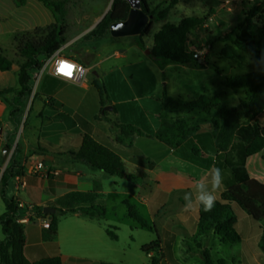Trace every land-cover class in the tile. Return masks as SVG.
I'll return each mask as SVG.
<instances>
[{"label": "crops", "instance_id": "crops-1", "mask_svg": "<svg viewBox=\"0 0 264 264\" xmlns=\"http://www.w3.org/2000/svg\"><path fill=\"white\" fill-rule=\"evenodd\" d=\"M204 51H209V49L206 48ZM126 56V54L115 52L114 56L108 55L95 59L90 63L77 62L85 69L78 82H68L55 78L49 73V70L43 73L46 80L43 84H40L43 91L40 93L41 97L37 99L35 109H33V102L37 92L33 90L32 96L27 101L25 111L20 116V120L25 119L24 116L28 112L26 109L30 108L26 126L19 127L14 139V144L19 143L22 151L19 162L22 167V174L15 176L9 182L8 189V194L17 203L25 204L23 211L27 215L31 206L50 207L48 204L56 202L71 191L86 193L94 189L97 181L82 168L86 165L72 161L67 154L68 150L78 148L83 135L90 136L96 142L117 154L123 161L124 166L128 165L146 171L149 168L150 170L158 169L166 161L163 160L165 159L163 157L153 163L154 161L144 158L141 153H138L137 148L142 147V144L143 146L155 147L161 144L153 137L145 135V132L156 131L162 119H170L163 116L167 112L160 107L163 92L171 98L180 99L179 94L175 93L173 95L168 91L169 82L165 78L166 71L174 69L176 66L149 55L140 57L137 52L130 59ZM108 61H110L108 67H104L101 74L98 73V70L105 66ZM183 66L191 67L192 65ZM192 67L194 69H204L206 66L204 68ZM16 71L17 67L13 73L14 85L12 87L17 85ZM90 71L94 78L101 77L100 80L106 89L107 101L104 107H110L111 109L105 110V115L101 111L97 91L91 85ZM7 74L8 72L0 71V77ZM5 88H9V86L0 87V89ZM201 96L207 97L204 94H199L194 99L186 100H195ZM8 107V104L0 98V114L8 110V121L5 125H2V133L11 127ZM194 111L196 115L194 117L188 116L190 118L187 117V119L200 118L203 123L204 115L207 114L198 110ZM30 118L34 121L31 122ZM260 119L264 121V114L261 115ZM120 124L132 125L144 132V135L123 136L118 128ZM211 129L201 130L198 128L177 149L171 150L166 147L168 149L166 159L172 157L173 160L172 166H168L172 170L167 169L171 170L176 178V185L179 188L177 192L181 194L179 199L182 204H184L182 201L184 193L192 190L194 181L199 179L204 170L209 167H219L223 171L224 179L228 177V173L217 159L218 153L211 137ZM4 148L5 146L2 145L0 139V165L2 171L7 166L14 147L8 148L5 157L3 156ZM193 148L200 151L201 154L194 155L192 153ZM38 162H42L44 168L40 176H35L31 172V168ZM246 168L251 178L264 184V157L262 153L249 157L246 161ZM143 174L149 179L145 172L141 176ZM151 180L158 184L159 175L156 174L154 179ZM96 186L99 190L95 191L97 195L95 202L98 204L101 203V196L104 192L100 186ZM224 190L225 184L223 181V187L217 193V197ZM0 205L3 208L1 199ZM19 212H22V210ZM180 213L185 212L181 209ZM65 216L62 221L58 220L57 235L55 240L51 242H44L42 239V222H50V216L40 217L37 215L35 220L26 223H24V219L20 220L23 223L25 241L22 252L27 261L32 263L42 258L59 256L63 264H66L69 258L85 260L87 264L115 263L118 254V248L115 244L117 235L111 230L110 225L101 223L102 218H91L72 213H67ZM189 216L195 222L196 234L194 232L186 235L185 239L193 237H196V240L200 239L196 244H200L202 248H206L203 241L208 236H214L218 241L211 231L198 233L196 210L189 212ZM27 217H25L26 220H28ZM248 218L244 217L238 220L235 225L236 232L240 236V242L232 245L234 254L229 259H224L227 264L264 263V249L262 247L264 246L262 233L264 224L262 221L255 223L250 218V221H248ZM243 221H247L246 225L239 229L238 224ZM182 222L179 221L173 229L178 231L179 234L184 230ZM107 229L116 236L115 240L107 235ZM169 230L171 231V229ZM193 234L195 235L193 236ZM175 238L174 235L173 239L175 240ZM159 239L160 248L164 257H166L168 255L165 253V249L170 244L166 243L165 238L159 237ZM201 249L198 248L199 253ZM170 254L175 259L172 248ZM175 260L177 261V259ZM177 262L178 264H184Z\"/></svg>", "mask_w": 264, "mask_h": 264}, {"label": "trees", "instance_id": "trees-1", "mask_svg": "<svg viewBox=\"0 0 264 264\" xmlns=\"http://www.w3.org/2000/svg\"><path fill=\"white\" fill-rule=\"evenodd\" d=\"M37 1L50 10L57 24L59 6L49 0ZM14 2L17 6L25 4V0H14ZM177 3L178 0H169L167 7L158 12L156 20L163 21V24L152 36L150 56L167 63L204 68L206 65L199 61L196 50L188 47L190 31L201 27L203 19L187 16L176 24L165 22L169 10ZM242 3L251 6L246 12L244 20L233 26L225 36L216 37L215 41L228 42L233 57L236 56L235 51H241L264 63V1L253 4L248 0H242ZM140 5L143 12L151 14L145 0H140ZM129 10L130 6L125 0H112L109 11L90 33V36L102 39L111 24L126 20ZM256 15L260 20L258 27L251 22V19ZM151 28V21H148L139 35L148 34ZM63 34L62 27L53 25L46 28L40 36L22 34L13 38L16 55L22 61L15 73L17 85L0 89V98L10 107L9 122L12 128L6 134L5 146L14 147L12 156L3 171L0 165V199L3 204V212L0 214V229L3 235L0 240V264H63L59 256L42 258L32 263L25 259L22 252L25 242L24 230L23 225L18 222L20 219L18 203L8 194L9 182L15 176L22 174V167L19 164L22 151L19 143L14 144V139L20 127V116L24 113L27 101L33 94L32 76L41 67L43 59L51 56L64 42ZM221 55L228 57L227 50H222ZM13 65H15L13 60L0 54L1 72L11 71ZM91 85L97 91L102 111L107 101L106 89L98 79H93ZM222 85L228 89H243L245 91V100L242 102L245 111H241V108H227L218 97L201 96L195 100H181L171 98L165 92L160 99V107L170 113L198 110L210 115L212 110L216 111L218 120L212 121L210 133L218 153L217 159L228 173V177L224 179L225 190L217 197L215 207L209 212L196 210L197 231L198 233L211 231L219 243L234 245L240 242V236L235 229L238 220L249 217L258 223L264 219V184L251 178L246 168V161L249 157L258 153H262L264 157V121L260 119L264 114V72L253 71L227 77L223 80ZM29 111L30 108L22 124L23 127H25ZM200 122V118L162 119L156 131L145 132V135L153 137L168 149L173 150L181 146L198 130ZM118 128L123 136L144 135V132L129 124H120ZM192 153L194 155L201 154L195 148L192 149ZM67 154L72 161L82 163L107 175L130 182L137 181L136 175L125 171L123 161L117 154L88 135H83L78 148L68 150ZM141 177L145 178L146 176L143 174ZM96 190L99 189L95 185L91 192L71 191L48 206L55 208L56 212L61 215L72 213L91 218H103L105 216L104 208L95 204ZM127 207L129 217L140 228L153 229L138 215L133 206L127 205ZM32 209L37 210L40 217L50 216L48 227L43 228L42 239L44 242L54 241L58 225L55 215L44 214L42 206ZM262 233L264 239V228ZM107 235L112 240L116 239V236L108 229ZM197 247L202 248L200 244H197ZM140 250L147 255L153 253L149 256L148 264H162L160 259L164 254L160 248L159 237L142 245ZM200 255L203 264H227L224 259L214 261L207 248H202ZM167 261L169 264H178L170 253ZM66 264H87V261L69 258Z\"/></svg>", "mask_w": 264, "mask_h": 264}, {"label": "rangeland", "instance_id": "rangeland-1", "mask_svg": "<svg viewBox=\"0 0 264 264\" xmlns=\"http://www.w3.org/2000/svg\"><path fill=\"white\" fill-rule=\"evenodd\" d=\"M49 1L59 6L57 12L59 21L57 24L50 10L42 6L37 0H25V4L22 6H17L14 0H0V54L7 56L15 63L12 71H8L7 75L0 77V87H12L14 85V69L22 61L16 55L14 49L13 38L15 36H21L22 34L40 36L49 26L62 27L64 31V42L53 54L71 58L79 63H90L95 59H100L108 55L114 56L115 52L126 54V57L129 59L134 57L136 52L140 57L150 56L152 36L163 24V21L156 20V16L158 12L165 9L169 4V0H145L148 4V10L151 12L149 14L151 17L148 21H151L152 28L148 34L113 37L110 35L108 28L107 33L102 39H96L95 37H91L90 33L109 11L112 0ZM178 1L179 3L169 10L165 22L176 24L184 16H195L203 19L201 27L190 31L188 35V47L196 50L199 61L205 64L206 67L204 69H194L192 66L171 63L176 67L166 71L165 78L169 82L167 86L168 91L173 95L175 93L179 94V98L183 100L194 99L199 94H204L207 97H218L227 108H241V111H245V108L242 107V102H244L246 96L245 91L243 89H228L222 85V82L225 78L231 76L253 71L264 72V63L241 51H235L236 56L233 57L230 44L228 42L215 41V38L225 36L231 31L233 26L243 21L246 12L251 6L247 3H242V0ZM248 1L253 4L259 2L258 0ZM210 16L213 18L212 22L208 21V17ZM251 22L256 27L260 25V20L257 15L251 19ZM206 48L209 51H204ZM222 50H227L228 57L221 55ZM109 62H106L105 66L98 70V73L101 74L104 71V67H108ZM89 75L92 80L96 79L91 74V71ZM44 80H46L45 74H42L35 87V81H33V90L37 92L33 102V109H35L37 99L41 97L40 93L43 90L40 84H43ZM183 91L185 93H182ZM8 108L10 110V107ZM26 111H28V108ZM102 112L104 115L106 114L105 111L102 110ZM195 115L194 110L186 111V113L167 112L163 114L164 117L172 120L187 119L188 116L194 117ZM26 116L24 117L26 118ZM204 117L203 123L200 122L198 126L201 130L212 128V121L218 120V115L215 110H212L210 115H204ZM7 121L8 110L0 114V127L2 128V125H5ZM20 121L21 127L25 119L22 118ZM73 123L75 124L74 121ZM26 124L27 121L25 126ZM11 129L9 127L3 133L1 131L0 139L3 146H5V140L7 138L6 134ZM167 150L162 144H159L158 147L150 145L143 146L142 144V147L137 148L138 153H141L144 158L154 161L153 163H156L157 159L163 157H165L163 160L166 161L158 169L150 170L149 168L146 171L125 165L124 169L127 173L137 176L136 182L110 176L102 171L90 169L86 166L82 167L97 181L95 185L100 186L104 192L101 196V203H98L105 210V216L100 222L110 225L112 227L111 230L117 235L115 244L118 248V254L113 264H148L149 257L140 250V247L155 240L157 237L166 239V243L170 244V246H167L165 253L168 255L172 248L175 259L180 263L203 264V259L196 244L200 239L196 240V237L191 239L184 238L191 233L195 232L196 234V227L189 213H180L183 205L179 199L181 194L177 192L179 188L176 185V178L173 172H171L172 169L168 167L169 165L172 166L173 160L172 157L166 159V156H168ZM143 172H145L150 180L146 177H141ZM156 174L159 175L158 184L151 180L154 179ZM34 175L40 176L41 173ZM182 201L184 202L183 196ZM127 205L133 206L138 215L149 226H152L153 229L140 228L129 217ZM24 207L25 204H23V207H18L19 211L22 210V212H19L20 219L18 220L21 225L23 223L20 220L25 219L26 216H28V220L24 223L35 220L38 211L32 208L40 206H31L28 209V215L23 211ZM2 211L3 208L0 205V213ZM54 215L59 221H62L66 217L58 212H55ZM247 220L250 221L249 218ZM179 221H183L184 226V231L180 232V234L178 231L173 230ZM246 222H240L238 228L241 229L246 225ZM262 223L264 224V219ZM173 234L176 236L175 240L173 239ZM2 237L3 235L0 229V240ZM203 243L210 251L211 258L214 261L219 258L229 259L234 254V249H232L234 247L232 245L221 244L214 236H208L204 239ZM262 247L264 249V246ZM162 256L160 259L162 264L167 263L168 256Z\"/></svg>", "mask_w": 264, "mask_h": 264}, {"label": "clouds", "instance_id": "clouds-1", "mask_svg": "<svg viewBox=\"0 0 264 264\" xmlns=\"http://www.w3.org/2000/svg\"><path fill=\"white\" fill-rule=\"evenodd\" d=\"M223 181V171L219 167L211 166L204 170L201 177L194 181L192 190L184 193L182 211L185 213L194 210L211 211L215 207L217 193L222 189Z\"/></svg>", "mask_w": 264, "mask_h": 264}, {"label": "built area", "instance_id": "built-area-1", "mask_svg": "<svg viewBox=\"0 0 264 264\" xmlns=\"http://www.w3.org/2000/svg\"><path fill=\"white\" fill-rule=\"evenodd\" d=\"M208 21L212 22L213 18L211 16L208 17ZM46 70H49V73L53 77L64 80V81H68V82H78L81 79L85 71V69L80 64H78L71 58L53 54L45 58L42 62L41 67L36 72H34L32 76L33 81H35L34 87L36 86L42 74ZM43 168H44L43 163L38 162L31 168V172L33 174H40ZM18 207H23V204L18 203ZM24 221H26V219H24ZM48 225H49V222L47 221L42 222L43 228H47ZM149 256H151L150 253L148 254V257Z\"/></svg>", "mask_w": 264, "mask_h": 264}, {"label": "water", "instance_id": "water-1", "mask_svg": "<svg viewBox=\"0 0 264 264\" xmlns=\"http://www.w3.org/2000/svg\"><path fill=\"white\" fill-rule=\"evenodd\" d=\"M130 6L127 18L123 22L113 23L109 26V33L113 37L128 36V35H137L139 34L144 26L147 24L148 19L151 17L141 10L140 0H125ZM197 56V54H196ZM111 109L110 107H104L103 111ZM2 128L0 127V134ZM7 147L4 148L3 156L5 157ZM44 214H54L55 209L51 207H43Z\"/></svg>", "mask_w": 264, "mask_h": 264}]
</instances>
